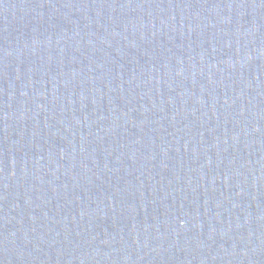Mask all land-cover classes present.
Listing matches in <instances>:
<instances>
[{
  "label": "water",
  "instance_id": "95a60500",
  "mask_svg": "<svg viewBox=\"0 0 264 264\" xmlns=\"http://www.w3.org/2000/svg\"><path fill=\"white\" fill-rule=\"evenodd\" d=\"M0 264H264V0H0Z\"/></svg>",
  "mask_w": 264,
  "mask_h": 264
}]
</instances>
